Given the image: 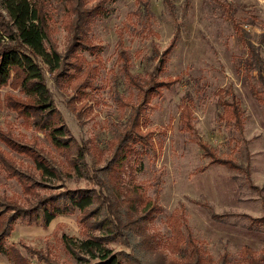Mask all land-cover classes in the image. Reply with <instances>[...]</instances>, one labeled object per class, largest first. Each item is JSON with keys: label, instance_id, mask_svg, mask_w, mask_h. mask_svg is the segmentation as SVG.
Listing matches in <instances>:
<instances>
[{"label": "rangeland", "instance_id": "obj_1", "mask_svg": "<svg viewBox=\"0 0 264 264\" xmlns=\"http://www.w3.org/2000/svg\"><path fill=\"white\" fill-rule=\"evenodd\" d=\"M38 1L47 15L48 43L60 54L67 53L80 29L75 30L70 22L75 0ZM77 3V10L98 6L81 27V37L89 47L83 45L76 51L85 58L80 72L69 69L73 79L62 87L53 83L54 71L44 68L43 75L68 134L88 152L86 165L96 170L104 164L128 115V106L121 105L120 100L134 102L135 91L121 71L119 55L124 53L131 74L140 79L153 74L156 80L169 81L167 89L161 88L143 110L153 147L136 145L137 153L129 159L133 170L123 173L124 183H139L142 197L158 207L147 224L155 247L165 254V260L176 264L183 263L175 250L187 255L193 245L198 254L194 264H264V87L253 71L243 69L249 56L244 40H248L257 47L264 76V0ZM232 20L243 29V41L237 38ZM3 25L0 23V46L7 43ZM173 36L172 47L162 62L159 57ZM15 84L11 80L0 88V132L43 153L56 171L41 178L27 156L0 142L4 154L35 182L32 190L36 192L23 193L20 184L0 170V195L26 208L37 196L78 188L97 191L92 179L73 171L44 130L4 106L6 94L26 101ZM249 88L257 91L260 99L253 97ZM229 92L240 110L239 128L232 122L230 107L224 104L231 102ZM181 111L188 113L192 131L181 129ZM198 142L239 169L210 163ZM93 176L98 178L99 173ZM171 216L181 218L183 235L188 236L191 246L175 242ZM80 217L74 210L55 216L47 225L17 220L4 242L28 264H91L95 259L81 253L71 255L61 242L62 235L75 242L86 238L87 228L79 222ZM88 233L97 235L98 231ZM127 236L105 243L106 248L117 254L122 264H136L134 258L143 262L136 250H130L131 236ZM148 263L157 261L150 257ZM0 264L14 263L0 254Z\"/></svg>", "mask_w": 264, "mask_h": 264}, {"label": "trees", "instance_id": "obj_2", "mask_svg": "<svg viewBox=\"0 0 264 264\" xmlns=\"http://www.w3.org/2000/svg\"><path fill=\"white\" fill-rule=\"evenodd\" d=\"M77 1L75 0L72 5L75 8L71 10L70 22L75 30L80 29L74 34L67 53L60 54L47 41V15L42 9V3H39L38 0H0V23H4L2 32L7 39V43L0 46V88L8 86L11 80L14 81V84L16 83L15 85L26 97V101L6 94L3 96L4 106L14 111L23 121H30L35 128L44 130L48 140L66 158L73 171L86 175L89 180L92 179L98 190L78 188L44 197L37 196L35 203L26 208L21 207L11 197L0 195V254L8 257L14 264H28L13 249V246H8L4 242L15 222L23 220L27 224L41 222L47 225L55 216L69 214L77 210L81 214L79 222L87 228V236L78 242L72 241L71 237L61 236L63 247L71 255L81 253L89 256L91 259H95L91 264H122L119 256L107 249L105 243L113 241L116 237L124 238L129 235L131 239L128 241L132 243L130 250H136L139 253L138 257L143 259L141 262L139 258H134L136 264H149L150 257L156 260L157 264H176L172 259L165 260V254L153 243L154 234L147 231L148 222L153 219L154 213L158 210L157 205L142 197L139 183L128 185L123 182L124 171L133 170L131 164L129 165V159L137 153L134 147L136 145L143 149L153 147L152 141L148 139L150 132L145 128L146 118L143 110L150 99L160 93L161 88L167 89L169 81L156 80L153 74L148 75L145 79H140L127 69L125 54L119 55L123 77L130 88L135 91L134 102L131 103L129 99H126L127 101L118 99L121 105L128 106V115L122 129L116 135L110 156L102 166L95 168L96 170L93 166L86 165L84 160V156L88 153L86 148L68 134L45 84L44 68L48 72H55L53 83L62 87L63 84L69 83L73 79L69 69H73L75 73L80 72V63L85 61V58L76 52L83 45L89 47L85 42L86 39L81 37L83 35L81 27L93 17L98 6L88 10H77ZM1 13H3L5 22ZM80 21L83 23L80 24ZM232 22L237 38L243 41V29L233 20ZM174 37L169 47L161 53L160 61H165L164 55L169 53ZM244 44L249 56L244 59L243 69L245 72L253 71L255 79L264 87V76L261 73L262 60L257 47L248 40H244ZM66 58L70 59L69 62H66ZM87 70L86 72L90 71L89 68ZM73 87L76 88V85ZM249 93L260 99L257 91L253 88H249ZM229 97L231 102H224V104L226 107H230L232 122L239 128L240 110L233 93H230ZM179 120L181 129L192 131L193 127L188 120L187 112L181 111ZM0 142L14 152L27 156L41 178L45 175H55V167L49 163L52 160L29 144L19 142L2 132H0ZM198 146L201 148L202 155L209 158L210 163L224 165L227 169H239L234 162L217 157L203 142H198ZM0 170L3 171L6 178L17 181L23 193L29 195L36 193L32 190L35 182L30 181L28 173L16 167L1 149ZM95 172L99 173L98 178L93 176ZM102 191L108 194L105 195ZM171 217V229L175 242L183 241L186 247L191 246L188 236L183 235L181 218L175 220V216ZM91 230L98 231V234L91 235L88 233ZM193 248H195L194 245L187 255L179 252L178 249L175 250L179 253L177 258L183 264L196 263L198 254L197 250ZM181 250L185 251L183 248Z\"/></svg>", "mask_w": 264, "mask_h": 264}]
</instances>
